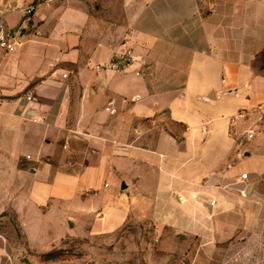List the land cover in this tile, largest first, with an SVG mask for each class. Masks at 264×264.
<instances>
[{
	"label": "crops",
	"instance_id": "crops-1",
	"mask_svg": "<svg viewBox=\"0 0 264 264\" xmlns=\"http://www.w3.org/2000/svg\"><path fill=\"white\" fill-rule=\"evenodd\" d=\"M24 3L0 0L7 30ZM23 27L0 48V221L25 252L111 213L156 216L164 245L197 238L191 264L222 244L264 262V0H62Z\"/></svg>",
	"mask_w": 264,
	"mask_h": 264
},
{
	"label": "rangeland",
	"instance_id": "rangeland-1",
	"mask_svg": "<svg viewBox=\"0 0 264 264\" xmlns=\"http://www.w3.org/2000/svg\"><path fill=\"white\" fill-rule=\"evenodd\" d=\"M258 62L264 65V53ZM110 204L112 209L116 208L115 200H111ZM119 215L121 214L103 215L102 233L86 230L84 236L65 240L55 248L41 253L23 250V236L7 213L0 221V231L9 235V241L13 244V253L16 256L10 257V264H191L187 252L193 250L197 253L202 250L197 238H192L193 243L186 245L180 240L185 236H176L173 233V241L168 245L162 244L163 237L171 234L159 230L155 223L156 216L129 215L122 222V215ZM100 216L99 214L97 218ZM239 249L236 244H222L215 252L203 254L196 264H255L254 258L241 255L237 259ZM46 252H52L53 258L45 259L42 255ZM258 254L261 256L262 250L256 248L255 251L253 248V255ZM6 263L9 264L8 261Z\"/></svg>",
	"mask_w": 264,
	"mask_h": 264
},
{
	"label": "built area",
	"instance_id": "built-area-1",
	"mask_svg": "<svg viewBox=\"0 0 264 264\" xmlns=\"http://www.w3.org/2000/svg\"><path fill=\"white\" fill-rule=\"evenodd\" d=\"M25 3L19 9L22 12V19L19 24V29L17 31H9L5 28L4 25V14L5 10L0 9V48L4 50L5 52H14L19 46H21L22 41H21V35L23 34L21 32V26L25 25L28 26L32 20V17L36 10L41 6V5H48L52 4L58 1L62 0H24ZM12 10L11 6H7V10ZM117 57L120 60L124 61H133L134 60V55H133V50L131 48H127L124 52L121 54H118ZM98 67V66H97ZM57 70H53L52 73L56 74ZM63 76H66V74H63ZM32 95L28 94L25 96L26 101H31L32 100ZM43 119H38L37 121H42ZM252 137V132L249 131L247 132V138ZM246 179V173H242L240 175V180L243 181ZM211 204L214 203L212 200L210 202ZM8 263H11L10 258H8Z\"/></svg>",
	"mask_w": 264,
	"mask_h": 264
},
{
	"label": "trees",
	"instance_id": "trees-1",
	"mask_svg": "<svg viewBox=\"0 0 264 264\" xmlns=\"http://www.w3.org/2000/svg\"><path fill=\"white\" fill-rule=\"evenodd\" d=\"M45 259L50 260L53 258L52 252H46L42 255Z\"/></svg>",
	"mask_w": 264,
	"mask_h": 264
},
{
	"label": "water",
	"instance_id": "water-1",
	"mask_svg": "<svg viewBox=\"0 0 264 264\" xmlns=\"http://www.w3.org/2000/svg\"><path fill=\"white\" fill-rule=\"evenodd\" d=\"M121 188H122V189H124V188H125V185H124L123 183L121 184Z\"/></svg>",
	"mask_w": 264,
	"mask_h": 264
}]
</instances>
